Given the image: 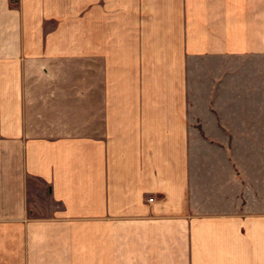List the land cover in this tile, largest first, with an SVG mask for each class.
Wrapping results in <instances>:
<instances>
[{
	"label": "crops",
	"instance_id": "crops-1",
	"mask_svg": "<svg viewBox=\"0 0 264 264\" xmlns=\"http://www.w3.org/2000/svg\"><path fill=\"white\" fill-rule=\"evenodd\" d=\"M0 264H264V0H0Z\"/></svg>",
	"mask_w": 264,
	"mask_h": 264
}]
</instances>
